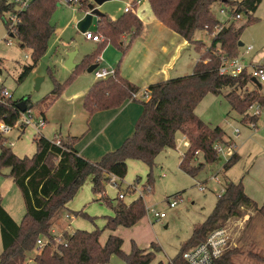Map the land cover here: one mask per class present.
<instances>
[{
    "label": "trees",
    "instance_id": "1",
    "mask_svg": "<svg viewBox=\"0 0 264 264\" xmlns=\"http://www.w3.org/2000/svg\"><path fill=\"white\" fill-rule=\"evenodd\" d=\"M60 1L33 0L27 8L21 9L13 0H0V20L8 35L17 39L22 49L30 51L31 64L22 68L18 83L30 75L37 62L44 56L48 42L54 34L50 20ZM261 1L147 0L154 17L191 44L196 52L199 50L198 45H202L193 39L197 32L205 29L211 35L215 26H219L220 30L212 34L209 46L200 55L190 75L148 86V99L135 100L142 105V112L132 135L119 148L105 153L98 161L90 162L80 156L74 148L73 138L57 141L40 135L33 139L34 154L22 158L16 156L10 147L0 144V172L2 169H8L6 177L10 178L21 192L25 207L21 221L16 223L1 206L0 198V264H25L27 254L34 250L36 254L32 261L36 264H106L111 255L122 259L124 264L151 263L155 252L158 251L154 244L150 245L149 250H142L132 242L130 253L125 254L121 250L122 240L117 236H109L104 245L99 243L104 230L113 231L120 226L130 228L145 216L141 199L129 204L117 199L116 204L111 205V200L103 197L104 184L109 183L110 174L123 180L127 173V161L132 160L139 161L149 168L147 183L152 185L155 158L163 150L175 148L177 133L182 134L188 142V148L179 163V169L184 174L196 177L205 165L219 160L214 145L227 144L226 134L220 127L210 128L203 123L197 127L200 122L195 109L207 94L223 95L230 109L238 115L246 114L253 104L264 107V96L258 95L261 85L252 82L246 69L236 77L218 74L221 54L228 58H235L240 54L239 37L245 27L256 21L254 13ZM217 2L229 6V15L234 19L236 14H241L245 19L244 24L235 31L233 22L222 26L211 10L212 5ZM136 3L134 0L131 6L136 8ZM78 4L80 9L86 12L89 0H78ZM13 16L17 19L15 25L11 21ZM96 24V34L101 36L102 41L91 55L84 57L63 84L51 77L53 89L43 99L44 102L48 101L47 107L61 96L71 81L95 64L107 44L112 45L124 56L142 31L141 21L130 11L115 20L100 14ZM125 35L129 36L126 44L122 42ZM248 85H252L253 89L248 91ZM226 89L229 91L224 92ZM136 92L138 88L120 76L117 65L113 76L99 80L89 88L84 95L82 107L88 115L115 109L125 100H130L131 94ZM241 93L243 94L240 95ZM29 109L32 107L26 97L17 101L8 100L5 104L0 103V121L13 124L19 112ZM197 153H202L203 162L195 168L190 163L194 161ZM238 160L239 156L232 153L223 169L228 170ZM87 180H90L94 195L102 194L98 201L102 200L112 206L113 216L105 217L102 230H76L71 234L64 233L61 239H58L50 233L51 219L58 211H66V205ZM241 208H254L264 218V204L257 208L245 195L241 181L227 183L212 212L201 224L193 227L191 236L171 259V264H185L182 253L203 242L209 232L222 227L229 218L241 216ZM71 213L75 217L93 221L83 212ZM40 238L46 239L42 247L36 244ZM232 256L233 252L227 251L216 264H233ZM253 257L264 260L257 255Z\"/></svg>",
    "mask_w": 264,
    "mask_h": 264
},
{
    "label": "rangeland",
    "instance_id": "2",
    "mask_svg": "<svg viewBox=\"0 0 264 264\" xmlns=\"http://www.w3.org/2000/svg\"><path fill=\"white\" fill-rule=\"evenodd\" d=\"M128 1L106 0L97 7L100 9L99 11L107 15L119 12L124 14L122 9ZM93 2L94 0L89 1V3ZM220 9L226 11L223 3L217 2L212 5L211 10L215 19L222 24L229 18V21L233 22V31L245 22L242 15L239 20H234L231 16L229 17L227 12L224 15L220 14ZM84 15V10L80 9L78 3L66 4L62 0L58 3L50 20L54 27V34L48 42L47 50L30 75L21 83H18L17 79L22 68L31 64L30 51L22 49L17 39L8 35L0 20V67L2 68L3 86L12 95L13 100L28 98L34 116H38L37 118L44 116L46 124L40 130V135L48 140H52L54 135H58L60 140H66L69 131L68 119H66L68 117L64 114L67 106L60 103V105H54L51 108L47 107L48 101H43L53 89L51 77L59 82L63 74L68 75L70 71H63L64 67L61 66L62 58L65 57L67 60L68 53L76 50L80 54H89L96 48V43L86 40L77 29V24L84 18ZM254 17H256V21L245 27L239 37V41L243 43L244 47L251 46L254 49L250 56H243L245 65H248L249 62L253 64L254 62L262 63V60L257 59L260 57L264 59V0L261 1ZM93 19L95 21V17ZM217 28L219 26L213 28V35L217 33ZM90 30L93 31L92 28ZM212 34L209 35L204 29L194 35L193 39L196 43L202 44L198 45V53H204L210 44V38L213 37ZM67 50L68 53H66ZM190 57L195 58L196 54L187 49L178 64L185 63ZM100 66L99 68L112 69L107 67L104 62ZM187 71L190 73V70ZM89 75L91 76L92 73ZM69 77H65L62 83H59L63 84ZM37 78H42V81L36 91L35 80ZM251 89L253 86L248 85L247 90L250 91ZM228 91L229 89L224 90V92ZM258 95L264 96V82L261 83ZM255 106L259 105L253 104L246 114L238 115L230 109L223 95L207 94L201 100L195 109L197 118L210 128L220 127L223 129L226 134L225 139L230 141L228 143L230 146L216 143L214 147L217 146L222 149L220 153H217L219 160L213 164L205 165L196 177L192 178L184 174L178 167L187 150V142H185L182 134L177 133L175 148L163 150L155 158V166L152 169V185L147 183L149 168L139 161L127 162V173L123 180L116 181V186L110 182L104 184L103 197L110 199L111 205H115L118 194L123 193L125 198L121 201L125 204L141 199L144 206L145 216L140 220V227L134 231H132L133 229L121 228L122 233L119 236L115 235L122 240L121 250L125 254L130 253L133 241L141 249H148L151 244L158 248L150 264L165 263L169 258H173L191 236L193 227L201 224L212 212L217 201V194L222 192L229 182L241 181L245 185L247 194L250 192L254 193L255 196L260 195L256 186L259 185L261 177L264 178L259 170V168L263 169L264 164V159H260L264 156V107L260 109L259 116H254L252 114ZM71 122L76 125L75 121ZM248 125H253L254 128H249ZM236 129L239 130L238 135L235 134ZM29 133L31 131L26 130L20 139H16V132L9 135V141L13 143L12 152L18 157H31L35 152V144ZM228 152L230 153L228 154ZM234 152L238 154L239 160L225 171L223 166L230 154ZM195 157L190 164L197 168L203 162L202 153H197ZM252 168V173H250ZM7 174L8 169H2L0 172L1 206L9 211L11 217L19 223L24 215L25 207L21 192L6 177ZM214 178H217V181H214ZM91 187L89 180H87L69 203V208L73 212H83L93 221L76 216L70 228L66 230L67 221L61 216L64 211L60 210L51 219L50 233L54 230L55 235L53 234V236L71 233V230L90 232L96 228L103 229L105 217L113 216L112 206L102 200L98 201L102 194L94 195ZM199 187H203L204 190L200 191ZM263 188L264 184L260 193H264ZM130 190H136V192L132 193ZM137 192L141 193L142 197L138 198ZM175 196H178L180 201L175 208H169L167 201L172 200ZM151 207L158 213H164L165 217L161 220L154 218L147 211ZM240 210L241 216L231 217L222 225L230 234L225 252H233L231 259L233 264H264V260L253 257V255H257L264 259V218L255 210H248L247 208ZM106 234L107 230H104L100 236L101 241L99 243L101 245H104L101 242L104 241ZM57 237L61 239V236ZM40 239L42 245L45 244L46 239ZM1 251L0 239V253ZM35 254L36 250L28 253L25 264H36L32 261ZM113 262L124 264L123 260L115 255L112 262L110 258L106 264Z\"/></svg>",
    "mask_w": 264,
    "mask_h": 264
},
{
    "label": "crops",
    "instance_id": "3",
    "mask_svg": "<svg viewBox=\"0 0 264 264\" xmlns=\"http://www.w3.org/2000/svg\"><path fill=\"white\" fill-rule=\"evenodd\" d=\"M133 1L134 0H129L128 3H125V7L122 9L123 13H125V9L127 7L132 5ZM231 1L240 2L242 0H231ZM136 2H137L136 4L139 3V5H136V8L131 6V8H132V13L136 15L142 23L141 34L132 42L130 48L128 49V51L126 52L124 56H122V54L112 45L107 44L103 52L99 55L97 59V64L99 68L101 67L100 66L101 63L104 62L107 67H110L113 70H115L118 65V72L120 76L123 79L130 82L136 88H138V93H140L143 90H147L148 86L152 84L165 81V80H169V79H173V78H177V77L190 75L192 73V69L195 63L199 60V57L201 54L196 52L193 46L189 44L187 41H185L183 38H181L178 34H176L169 28L162 25L154 17L147 0H136ZM225 8H226V11L224 9L219 10L220 14L224 15L227 12L229 15V9H230L229 6L225 5ZM258 8L259 6L257 7L256 11L258 10ZM97 10L99 11L100 9L97 7ZM256 11L254 13V16L256 14ZM99 12L101 14H104L101 11ZM86 13L87 11L86 12L84 11V14ZM121 15H122L121 12H119L117 14H111L107 16L110 19L115 20ZM96 20H97V17H95V21H94L95 23H96ZM234 20H239V19H234ZM229 22L230 21L228 18L221 25L227 26ZM203 34L206 35L205 33ZM128 41H129L128 35H125L122 37V42L124 44L128 43ZM203 41L206 43L205 40ZM93 43H96V42H93ZM98 44L99 43H96L95 46H97ZM241 44L242 46H239L240 53L243 54V56H250L251 53L254 51V49L252 48L251 52H249L248 54H244L245 47L243 43ZM187 49L194 51L196 54V57L195 58L190 57L189 59L185 61V63L181 62V64H178ZM68 52L69 51L67 50L66 53ZM93 52L89 54H80L78 51L75 50L73 52V63H76L79 65V63L84 59L85 56H89ZM62 60H63L62 61L63 63L61 64V66L64 67L63 64H65L66 58L63 57ZM257 60L264 61V59L261 57L258 58ZM256 64H259V63L254 62L253 64L252 62H249L248 66L256 65ZM179 65H182V66H179ZM74 69L68 70L64 67L63 71H70V72L68 73V75L63 74V77H60L59 82L62 83L65 77L70 76L72 74ZM187 70H190V73H188L189 71ZM89 74L90 73H88L86 70L80 73L73 80L70 86L67 87L63 91L61 96L50 107L52 108L54 105H60V103L61 105L65 104L67 106L66 111L64 113L65 116L68 117L66 118L68 119L67 125L69 127L67 138L75 139L74 148L78 151L80 156L89 160L90 162H96L105 153L114 151L117 148H119L120 145L128 137L132 135L134 131L135 123L138 120L142 112V105L140 104V102L135 101V100H125L122 103V105L119 106L118 108L99 111L92 115H88L82 107L83 98L86 92L89 90V88L99 81L95 79L93 73L91 76ZM85 75H88V76H85ZM259 85H261V83H259ZM71 121H75L76 125H73V122ZM199 122L200 123L196 125L197 127L201 123H203L200 120ZM26 130L31 131V133L29 134H30L31 139L33 140V138L35 137L34 131L31 128H27ZM24 134L25 132L23 133V135ZM52 140H60V139H58V135H54ZM184 140L185 142H187L185 137H184ZM225 140L227 144H224V145L230 146V144H228L230 143V141H228L227 139ZM187 148H188V142H187ZM19 157L21 158V156ZM260 159H264V156L260 157ZM129 161H132V160H129ZM178 167H179V164H178ZM252 170L253 168L250 170V173H252ZM259 170H260L261 176H264V164H263V169L261 170L259 168ZM259 182H260L259 185L256 186V190L258 194H260L259 196L257 195L255 196L253 195L254 193L252 194L250 192L247 194L245 191V185L242 183L243 191L245 195L256 204L257 208H260L264 204V193H260L261 188L263 187V184H264V178L261 177ZM89 183H90V180H89ZM69 203L66 205V211H64L61 214V216H63V218L67 221L66 223L67 225L65 227L66 230L70 228L72 221L76 218L70 214L73 211L72 209L69 208ZM248 210H255V209L248 208ZM7 213L10 215L9 211H7ZM140 222L141 221L137 222L132 227L125 228V229H133L132 231H134V229H137L140 227L139 226ZM121 228H124V227H121V226L117 227L113 231L107 230L105 239L101 243L102 244L105 243L107 238L111 235L119 236L120 233H122ZM74 231L76 230H73V231L71 230V233H73ZM51 234L55 235L54 230H52ZM61 235L62 234H58L56 236H61ZM100 241H101V238H99V242ZM149 248L146 250H149ZM142 250H145V249H142ZM113 256L114 255L110 256L111 262L113 260ZM171 259L172 258H169L167 262L165 263L161 262V263L167 264ZM111 264H118V263L113 262Z\"/></svg>",
    "mask_w": 264,
    "mask_h": 264
},
{
    "label": "built area",
    "instance_id": "4",
    "mask_svg": "<svg viewBox=\"0 0 264 264\" xmlns=\"http://www.w3.org/2000/svg\"><path fill=\"white\" fill-rule=\"evenodd\" d=\"M14 3L20 6L21 9H25L33 0H13ZM66 4H76L78 0H62ZM132 12L131 6L125 9V12ZM222 12V11H221ZM94 18V17H93ZM241 14H236L235 19H240ZM12 24L15 25L17 23V19L13 16L11 18ZM12 25H10L11 29ZM93 29L91 31L90 29ZM97 25L92 19V22L87 30L82 33V36L89 41L99 43L100 36L96 34ZM220 30V27L217 28V32ZM216 34V33H214ZM252 51L251 46H247L244 49V54H248ZM221 65L218 69V74L221 76H232L236 77L243 72L244 69L247 70L248 75L251 76L252 79H255L257 82H264V61L262 63L256 65H245L243 54H239L235 58H228L221 54L220 56ZM207 63V61H205ZM250 67V68H247ZM95 79L97 80H105L108 77L113 76V69H104V68H96L93 72ZM148 91L143 90L140 93H132V100L144 101L148 99ZM142 96V98H141ZM8 100H13L12 95L7 91V89L3 86L2 81V68L0 67V103L5 104ZM260 107L255 106L254 112L252 115L259 116L260 115ZM32 109L27 111L19 112L18 118L15 120L13 124H7L3 120L0 121V144L8 147H12L13 143L9 141V135L12 132H16V139H20L27 128H31L34 131V135L36 137L40 136V130L45 127V119L43 117L34 116L32 113ZM249 128H254L253 125H248ZM239 130H235V134L238 135ZM58 141V140H57ZM59 142H57L58 144ZM214 149L217 153H220L222 149L220 147L215 146ZM230 152H228L229 154ZM231 155V154H230ZM119 179L110 174V183L116 186V181ZM214 181H217V178H214ZM200 191H203V187H199ZM130 192L134 193L135 191L130 190ZM138 193V198L142 197V194ZM223 191L217 194V198L222 195ZM125 194L119 193L117 199L124 200ZM180 201L178 196H175L172 200L167 201L169 208H175ZM148 213L152 214L154 218L157 220H161L165 217V214L160 212H156L153 207L147 209ZM230 234L224 227L217 228L211 232H209L205 238V240L190 249L186 250L182 253V259L185 264H216V261L222 257L224 254ZM37 246L42 247L41 239L36 241ZM171 264V260L167 263Z\"/></svg>",
    "mask_w": 264,
    "mask_h": 264
},
{
    "label": "water",
    "instance_id": "5",
    "mask_svg": "<svg viewBox=\"0 0 264 264\" xmlns=\"http://www.w3.org/2000/svg\"><path fill=\"white\" fill-rule=\"evenodd\" d=\"M106 0H94L93 3H89L87 6L88 12L84 15V18L77 24V29L79 32L83 33L85 30L88 29L90 26L93 17H98L101 13L97 10V5H101ZM96 4V5H95ZM12 36V35H10ZM239 46H242L241 42L239 43ZM67 60L64 64V67L68 70L74 69L78 64L73 63V52L67 54ZM98 67V64L95 63L87 68V72L91 73ZM42 81V78H37L35 80V90L37 91L39 89V84ZM252 82L256 85H259L257 81L252 79Z\"/></svg>",
    "mask_w": 264,
    "mask_h": 264
}]
</instances>
